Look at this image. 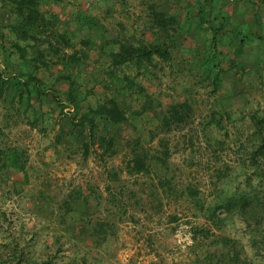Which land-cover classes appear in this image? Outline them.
<instances>
[{"label": "rangeland", "instance_id": "rangeland-1", "mask_svg": "<svg viewBox=\"0 0 264 264\" xmlns=\"http://www.w3.org/2000/svg\"><path fill=\"white\" fill-rule=\"evenodd\" d=\"M79 2L103 19L109 37L126 31L121 26L123 23L138 38L149 41L162 38L159 32L145 28L142 0H128L125 8L116 3L111 17L106 10L112 2ZM189 2L161 0L159 9L180 13V4L189 5ZM63 5L53 2L47 8L65 15L68 21L76 9ZM224 5L231 24L253 25L259 17L262 20L259 29L264 30V0H224ZM192 15L193 27H196L198 19L195 12ZM10 19L9 8H0V21L7 23ZM184 32L175 48V61L172 64L160 61L151 79L146 81L149 92L164 108L184 97L194 98L195 115L183 131L158 130L159 113L153 108L130 123L120 126L109 123L108 129L119 148L116 155L86 156L82 141L67 134L68 120L65 121L67 133L58 141L60 126L56 116L33 128L20 116L8 117L10 112L0 102V128L3 129L0 141L27 150L29 176L18 195L0 190V255L7 260L6 264H16L11 255L13 251L20 255L22 264H201L208 252H214L217 257L222 251L227 254L231 243L240 257L233 263L225 255L223 264L244 261L264 264V248L256 250L249 229L239 215H228L224 223L217 225L183 192L186 186L193 185L208 207L236 188H245L241 150L242 143L251 138L250 113L264 110V78L260 80V70L255 66L258 52H264V44L255 41L246 47V72L223 74V83L215 95L211 80L204 78L205 70L201 68L208 35L198 28ZM96 55L94 50L92 57ZM82 70L91 79L94 67L85 66ZM55 72L61 71L56 68ZM39 74L51 85L54 76L45 70ZM88 86V101L96 104L107 98L101 85ZM59 89L66 97L67 84L61 82ZM130 102L138 104L136 99L130 98ZM43 108L51 116V104L45 102ZM215 111L223 112L220 130L208 126ZM137 135L143 136V147L151 156L164 157L165 147L171 150L165 165L152 161L148 172H130L128 163L132 153L128 141ZM216 139L225 143L215 153L208 142L214 144ZM220 175L222 181L218 180ZM161 180L168 181L172 189L165 193ZM76 189L83 191L89 200L78 201L77 209L65 214L59 207ZM84 209L91 217L90 226L99 222H109L112 226L108 239L102 240L98 247L95 240L103 232L94 227L91 234L78 219ZM221 216L225 217L226 213L221 211Z\"/></svg>", "mask_w": 264, "mask_h": 264}, {"label": "trees", "instance_id": "trees-1", "mask_svg": "<svg viewBox=\"0 0 264 264\" xmlns=\"http://www.w3.org/2000/svg\"><path fill=\"white\" fill-rule=\"evenodd\" d=\"M79 1L0 0V8L8 7L11 14L9 22L0 21V102L10 112L8 117L20 116L33 128L56 116L55 121L60 126L58 141L67 133L65 121L68 120L70 130L67 134L82 141L86 156L93 153L100 158L116 155L119 148L115 136L108 129L109 123L116 126L130 123L153 108H157L159 113L158 130L183 131L188 127L195 115L194 98L190 95L164 108L162 102L152 96L146 84L160 61L169 64L175 61V48L179 45L180 37L185 34L184 31L198 28L208 35L201 68L205 70L204 78L211 80L215 95L223 83V74L234 72L243 75L246 72V47L255 41L264 44V30L259 29L261 18L254 19L253 25H233L225 10L224 0H190L189 5L180 4V13L160 10L161 0H142L145 28L162 35L156 41L138 38L123 23L121 26L126 31L109 37L103 19L98 14H92L85 6L82 7ZM101 1L112 2L106 10L109 17L113 15L116 3L123 8L128 5V0ZM53 2L76 10L67 21L65 15L47 8ZM216 10L218 13H215ZM194 12L198 19L196 27H193ZM134 23L138 24L139 21ZM94 50L97 51L95 58L92 57ZM226 61L228 64L225 67ZM85 66L94 67L91 79L82 70ZM255 66L260 70V80L263 79L264 52H258ZM56 68L61 72L56 73ZM40 70L54 76L51 85H47L40 76ZM61 82L67 84L66 97L60 92ZM89 84L101 85L107 98L96 104L88 101ZM130 98L138 100V104L134 105ZM45 102L51 104V116L43 108ZM222 115L223 112L215 111L208 126L220 130L223 127ZM250 122L253 126L251 138L242 143L240 162L245 176V188H236L224 196L220 194L219 200L208 207L200 200L199 190L193 185L186 186L183 192L191 197L210 222L217 225L224 223L228 215H239L249 229L253 246L259 251L264 248V110L251 112ZM1 128L0 136L3 133ZM151 132L155 135V130ZM213 143L208 142L216 153L219 148H223L225 141L216 139ZM128 144L132 153L128 163L131 173L148 172L152 161H160L161 165H165L166 158L171 154V150L165 147L164 157L151 156L143 147L141 135L129 140ZM27 164L26 149L7 146L0 141V190L5 194H20L29 181ZM19 176L22 178L19 179ZM222 179L220 175L218 180ZM168 183L160 181L165 193L172 189ZM80 200L87 203L89 197L76 189L68 194L59 208L69 214L77 209L76 204ZM221 211L226 213L225 217L221 216ZM2 215L5 216V213ZM88 215L84 209L78 219L91 234L94 227L102 230L103 234L95 240V247H98L102 240L108 239L112 226L109 222H99L92 227ZM228 245L230 249L227 254L222 251L217 257L214 252H208L201 264H223L225 255L237 263L240 253L235 244ZM11 255L16 259V264H22L16 251ZM6 263L7 260L0 255V264ZM243 264L249 263L244 261Z\"/></svg>", "mask_w": 264, "mask_h": 264}]
</instances>
